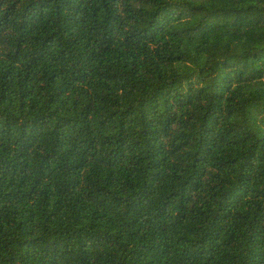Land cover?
Wrapping results in <instances>:
<instances>
[{
    "label": "trees",
    "instance_id": "obj_1",
    "mask_svg": "<svg viewBox=\"0 0 264 264\" xmlns=\"http://www.w3.org/2000/svg\"><path fill=\"white\" fill-rule=\"evenodd\" d=\"M0 264H264V0H0Z\"/></svg>",
    "mask_w": 264,
    "mask_h": 264
}]
</instances>
